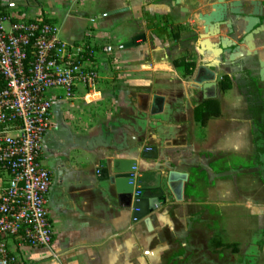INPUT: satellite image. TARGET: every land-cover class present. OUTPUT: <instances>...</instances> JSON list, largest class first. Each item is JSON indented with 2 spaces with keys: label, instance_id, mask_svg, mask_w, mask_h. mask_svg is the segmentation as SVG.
<instances>
[{
  "label": "crops",
  "instance_id": "1",
  "mask_svg": "<svg viewBox=\"0 0 264 264\" xmlns=\"http://www.w3.org/2000/svg\"><path fill=\"white\" fill-rule=\"evenodd\" d=\"M242 1L251 12L250 1ZM214 2L0 0L5 14L61 22L65 42L113 47L95 55L100 94L86 97L81 88L54 101L43 156L55 160L49 212L56 235L49 247L12 244L16 264H264V154L257 152L241 80L251 70L264 103V33L254 39L258 55H248L246 44L233 61L227 53L201 55L199 14ZM244 25L236 23L232 36L222 26L210 40L239 42ZM175 60L194 63L192 73ZM224 76L232 80L226 91ZM97 98L96 114L87 101ZM209 100L220 106H207ZM115 158L161 172L167 199L150 227L133 222L116 187L100 180V166Z\"/></svg>",
  "mask_w": 264,
  "mask_h": 264
},
{
  "label": "built area",
  "instance_id": "2",
  "mask_svg": "<svg viewBox=\"0 0 264 264\" xmlns=\"http://www.w3.org/2000/svg\"><path fill=\"white\" fill-rule=\"evenodd\" d=\"M112 50L106 43L65 42L50 20L5 14L0 4V264L19 262L12 244L51 246L53 173L41 160L53 104L60 96L73 98L81 88L86 97L99 93L95 55ZM100 102L87 101L95 104L96 114L102 111Z\"/></svg>",
  "mask_w": 264,
  "mask_h": 264
},
{
  "label": "water",
  "instance_id": "3",
  "mask_svg": "<svg viewBox=\"0 0 264 264\" xmlns=\"http://www.w3.org/2000/svg\"><path fill=\"white\" fill-rule=\"evenodd\" d=\"M206 1L209 3L211 0ZM245 1H250L253 8L251 12H247L242 0L231 2L216 0L211 5V11L199 14V20L203 22L204 28L203 32L199 34L201 55L211 51L215 58H219L227 53L230 55V60L233 61L235 53L242 44L247 45L248 55L259 54L255 48L254 39L256 35L264 33V0ZM242 22L245 23L244 34L239 42L222 36L216 42L210 40V37L220 34L222 26H226L232 36L235 33V24ZM140 38L143 36L135 38L133 43L127 44L126 47H133ZM259 66L260 78L264 80V58L259 60ZM146 154L154 155L155 152ZM97 172L101 181L109 182L111 186L116 187L119 202L130 211L132 221H144L150 227L151 215L161 208L167 199L161 172H141L138 169L137 160L126 158H115L111 164L106 162L100 166Z\"/></svg>",
  "mask_w": 264,
  "mask_h": 264
},
{
  "label": "trees",
  "instance_id": "4",
  "mask_svg": "<svg viewBox=\"0 0 264 264\" xmlns=\"http://www.w3.org/2000/svg\"><path fill=\"white\" fill-rule=\"evenodd\" d=\"M174 64L176 66H184L188 73H192L191 68H193L194 63L185 62L184 60H175ZM241 80L243 81L242 87L245 89L247 96L248 110L256 129L255 143L257 144V152L259 154H264V103L262 102L263 90L260 87L259 79L253 75L251 70H244L242 72ZM220 88L222 91L232 88V80L229 76H224L222 78ZM211 104L220 106L219 100L207 101V106H210ZM218 113L219 112L216 114L218 115Z\"/></svg>",
  "mask_w": 264,
  "mask_h": 264
},
{
  "label": "rangeland",
  "instance_id": "5",
  "mask_svg": "<svg viewBox=\"0 0 264 264\" xmlns=\"http://www.w3.org/2000/svg\"><path fill=\"white\" fill-rule=\"evenodd\" d=\"M30 17H31V14H29L28 12L26 13V15H25V18L26 19H30ZM60 23L61 22H58V24L56 23V26L59 28L60 27ZM5 25H6V27L8 26V23L6 22L5 23ZM53 112H56V108H54L53 109ZM44 143V142H43ZM256 145V144H255ZM55 162V160L53 159V155L52 154H50V153H48V152H46L45 154H44V156L42 157V160H41V163H42V165L44 166V167H46V168H48L49 170H51L52 172H54L55 171V169H54V166H53V163ZM255 163H258V160H257V158H256V160H255ZM51 215V214H50ZM52 217H53V212H52ZM11 243V242H10ZM14 245H12V247H13Z\"/></svg>",
  "mask_w": 264,
  "mask_h": 264
}]
</instances>
